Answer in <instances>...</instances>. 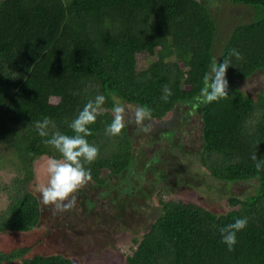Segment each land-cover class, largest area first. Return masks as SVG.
<instances>
[{
    "label": "trees",
    "instance_id": "obj_1",
    "mask_svg": "<svg viewBox=\"0 0 264 264\" xmlns=\"http://www.w3.org/2000/svg\"><path fill=\"white\" fill-rule=\"evenodd\" d=\"M227 1L250 8L252 19L231 30L216 56L217 23L204 0H0V147L8 149L0 168L8 164L16 172L9 184L0 183V195L8 199L0 212V234L31 232L43 216L30 190L34 165L61 157L43 142L47 138L37 134L35 123L48 117L71 135L78 112L102 94L104 113L86 137L100 150L86 167L89 186L101 196L119 191L126 205L139 191L146 199L141 185L148 172L156 195L165 194L160 187L166 170L152 164L154 157L140 163L127 125L118 136L105 134L117 102L148 106L151 122L167 129L183 106H191L202 124V146L187 156L195 160L196 173L209 186L252 187L249 194L227 198L221 213L161 197L156 219L133 240L125 264H264V169L258 171L250 158L253 152L264 158V89L247 95L237 84L264 71V0ZM233 48L244 58L231 57L228 97L199 101L213 58L222 63ZM141 54L153 58L142 69ZM165 86L173 93L167 102L161 99ZM172 134L167 130L162 136ZM119 178L122 184H114ZM242 217L248 218L247 227L228 251L218 228ZM29 251L0 250V264H75L59 253L26 257Z\"/></svg>",
    "mask_w": 264,
    "mask_h": 264
},
{
    "label": "rangeland",
    "instance_id": "obj_2",
    "mask_svg": "<svg viewBox=\"0 0 264 264\" xmlns=\"http://www.w3.org/2000/svg\"><path fill=\"white\" fill-rule=\"evenodd\" d=\"M204 2L209 4L212 17L217 23L215 47L217 56L231 30L239 24L250 22L252 10L227 0H204ZM150 60L152 61L153 58L147 54L139 55L138 67L141 69L147 67ZM237 84L243 93L254 94L264 89V71L256 72L247 80ZM121 105L127 111L125 124L133 137L134 149L140 153V163L144 165L154 157L152 164H159L157 168L166 170V179L162 181L163 185L160 187L165 194L156 195L157 188L150 184L152 181L150 172L147 173L149 177L147 181L141 185L149 194L147 198H142L138 191L132 197H128L129 203L126 205L125 196L119 191L113 190L107 197H103L98 190L92 189L87 183L75 193L77 201L71 211L53 215L51 206L41 204L43 216L34 230L28 233L0 234L1 251L27 247L30 251L26 257L59 253L72 259L75 264H125V256L130 252L133 240L140 238L156 219L161 197L168 200L184 199L198 203L214 213H221L225 211L227 198L251 192V183L233 184L229 188L219 184L209 186L205 183L204 176L196 173L195 160L187 156L197 153L202 146V124L199 113L196 110L191 111V106H183L176 113L173 128H156L150 121L154 131L151 134H144L131 120L136 106ZM167 130L173 132L170 138H166V135L162 136ZM3 148L0 147V156L7 152L4 150H8ZM175 149L180 151L181 157L174 152ZM47 159L35 163L34 179L30 183V190L39 200L37 187L42 183L46 184L48 179ZM182 159L186 160L182 161ZM15 176L16 172L8 164L0 168L1 184H9ZM113 182L120 185L123 181L119 178ZM118 196H121L119 201ZM110 199L117 202L111 203ZM7 204L8 199L2 193L0 212Z\"/></svg>",
    "mask_w": 264,
    "mask_h": 264
},
{
    "label": "clouds",
    "instance_id": "obj_3",
    "mask_svg": "<svg viewBox=\"0 0 264 264\" xmlns=\"http://www.w3.org/2000/svg\"><path fill=\"white\" fill-rule=\"evenodd\" d=\"M231 57L237 61L243 60V54L233 48L229 51V57L222 63H217L214 57L209 71L203 76V86L197 99L203 103H211L228 97L227 69L232 66ZM172 90L165 86L161 99L167 102L172 96ZM106 97L97 94L90 99L72 120L69 127L73 134L69 135L56 128L55 122L48 117L37 121L34 125L40 137H46L43 142L54 148L61 158L50 157L46 161L47 183L37 187L40 202L44 206H51L53 215L71 211L77 201L75 193L84 188L92 179L91 169L86 167L93 163L99 156V148L89 143L86 137L92 135L90 126L95 124L98 116L103 115V105ZM113 119L105 128L108 136H118L125 128L127 115L126 108L117 102L113 108ZM132 122L139 127L144 134L154 131L152 109L146 105H137L131 116ZM256 169H264V158L257 159L256 152L251 155ZM248 218H236L233 222L218 228L222 237V243L228 251H233L237 244V233L247 227Z\"/></svg>",
    "mask_w": 264,
    "mask_h": 264
}]
</instances>
